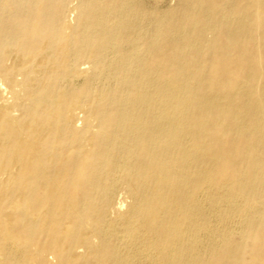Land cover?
Wrapping results in <instances>:
<instances>
[{
	"label": "bare ground",
	"instance_id": "obj_1",
	"mask_svg": "<svg viewBox=\"0 0 264 264\" xmlns=\"http://www.w3.org/2000/svg\"><path fill=\"white\" fill-rule=\"evenodd\" d=\"M0 0V264H264V0Z\"/></svg>",
	"mask_w": 264,
	"mask_h": 264
},
{
	"label": "rangeland",
	"instance_id": "obj_2",
	"mask_svg": "<svg viewBox=\"0 0 264 264\" xmlns=\"http://www.w3.org/2000/svg\"><path fill=\"white\" fill-rule=\"evenodd\" d=\"M176 0H165L164 3L168 5H173Z\"/></svg>",
	"mask_w": 264,
	"mask_h": 264
}]
</instances>
